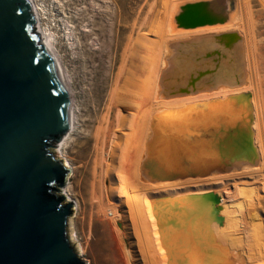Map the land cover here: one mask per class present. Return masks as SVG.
Listing matches in <instances>:
<instances>
[{"label": "bare ground", "instance_id": "6f19581e", "mask_svg": "<svg viewBox=\"0 0 264 264\" xmlns=\"http://www.w3.org/2000/svg\"><path fill=\"white\" fill-rule=\"evenodd\" d=\"M31 1L37 8L35 29L41 44L49 46L50 51L62 62L65 73L72 76L68 86L72 92L77 120L70 135L65 134V139H60L57 144L56 158L69 162L67 145L91 124V129L86 131L90 133L92 150L96 156L90 172L83 171L84 176L86 174L84 186L88 189L91 208H96L102 216L110 217L112 226L117 221L118 227L130 236V239L126 238L114 227L119 231L116 234L120 235L118 239L126 246H131L123 251L127 264H145L136 251L140 250L139 247L151 248L152 245L159 257L150 259L153 264H188L187 260L193 264H264V93L258 71L262 63L257 53V41L248 36L243 27L244 17L249 15L247 0H233L234 8L228 12L223 23L194 28L182 25L178 20L179 15L189 5L213 0H146L147 9L138 13L132 25L127 27L125 22L128 16H123L120 0L102 3L99 0H77L82 5L79 15L77 11L74 12L78 16L75 23L79 24L70 26L63 22V36L71 54L75 55L74 47L79 46L84 52L83 57L88 56L85 63L87 67V60L92 54H109L111 85L101 115H98V108L91 99L88 107L86 105L90 98L86 79H82L79 89L75 87L74 74L56 51L55 32L53 34L49 27L43 28L45 5L40 0ZM221 1L229 5V0ZM111 2L116 7L118 5L115 27L111 20ZM98 31L102 36L105 34V43L98 37ZM233 32L240 37L243 49L245 81L242 87L218 86L211 92L166 100L159 97V78L161 71L168 67L172 43ZM238 93H249L251 97L252 145L256 151L254 160L227 173L213 172L205 177L178 178L165 182L151 183L145 180L140 166L146 155V144L151 138L150 125L156 114L172 112L169 120L180 118L182 114L195 115V105L203 106L211 100H223ZM204 120L200 114L194 119L190 118L188 125L194 126ZM111 138L116 139L113 145L118 156L112 164H108L104 158ZM207 193H212L214 197V209L209 220L207 212H199L198 205H195L197 198ZM68 194L65 189L62 195L70 200ZM119 207H126L133 219H142L141 223L145 227L143 231L146 232L144 236L140 234L141 231L135 234L131 230L133 226L129 228L127 224L128 228L122 227L119 213L127 218V212L125 209L118 211ZM74 208H77V204ZM175 219H178L177 222ZM174 222L181 226L182 233L188 234V239L191 237L189 234L194 233L192 236H195V240H190L195 245L185 240L186 243L183 241L174 248L178 241ZM71 226L72 233L73 221Z\"/></svg>", "mask_w": 264, "mask_h": 264}, {"label": "water", "instance_id": "95a60500", "mask_svg": "<svg viewBox=\"0 0 264 264\" xmlns=\"http://www.w3.org/2000/svg\"><path fill=\"white\" fill-rule=\"evenodd\" d=\"M228 4L189 5L178 20L190 28L223 23L234 8L233 0ZM36 10L31 0H0V264H86L70 232L80 208L59 195L71 187L76 169L54 154V143L70 135L77 120L68 86L72 76L41 44ZM170 49L160 98L244 85L242 43L235 32L174 42ZM251 107L250 94L238 93L195 105V115L169 120L172 112L156 114L141 174L153 183L240 169L256 158ZM200 114L204 122L189 126ZM213 198L207 193L195 201L208 220Z\"/></svg>", "mask_w": 264, "mask_h": 264}, {"label": "rangeland", "instance_id": "374dc122", "mask_svg": "<svg viewBox=\"0 0 264 264\" xmlns=\"http://www.w3.org/2000/svg\"><path fill=\"white\" fill-rule=\"evenodd\" d=\"M40 1L42 2L41 4L45 5V14L48 16L47 18L46 15H43V28L49 27L48 29L53 34L55 32L54 36L57 39L55 42L56 51L62 58L66 67L74 74L73 77L75 81V87L79 89V87L82 85V79H86V83L89 84L87 89L90 90V98L86 105L88 107V105L90 104L89 101L91 99L94 102L95 106H97L98 108V115H101L103 104L106 101L107 93L110 89L109 86L111 85V78L108 71L109 54L106 52H102L98 55L92 54V56H90L87 60L89 62L88 67L85 64L88 56L86 58L83 57L84 52L79 49V46L74 47L75 55L74 53L71 54V49L68 48L69 46L67 45L66 40L63 36L62 30L64 28L62 27V23L64 22L66 24H70V26H73V23H75V19L78 18V16L74 12L77 11L79 15L80 9H82V5L79 1ZM106 1L107 0H99L100 3ZM108 2L110 1L108 0ZM120 2L122 3V8L120 10L123 11V16H128V19L126 21L127 23L125 22L126 27L127 25H132V20L138 13L147 9L146 0H120ZM247 3L249 8V15L244 17L243 27L244 29H246V34L250 37H254L255 42L257 41V53L261 56L262 63L258 71L260 74L259 78L263 83L262 91L264 93V0H247ZM117 8L118 5L116 7L111 2V20L113 27H115L116 12H118ZM35 27H37V25ZM96 29L99 30V27H97ZM100 33V31L97 32L98 37H100L101 41L105 43L107 41L105 38L106 36L104 33L103 36L102 33ZM85 88L86 87H84V89ZM79 96L81 97L82 94H79ZM85 121H87V119H85ZM86 128L87 129L82 130L83 132L81 131L79 137L75 138L73 141L71 140L66 147L68 148L66 149V155L68 157L67 159L69 163H71V165L75 167L76 172L73 176L71 187H64L62 190H60L59 194L62 195L66 189L69 193L68 195L70 196L69 201H71L74 206L75 204H77V208H80L78 219L72 220L74 229V231L72 232L73 241L74 248L76 249L75 252L82 257L86 264H127L128 260L127 257L124 256L125 254L123 251H125L126 247L131 246L130 244L127 246L125 243L123 244V242L118 239V237L120 236L119 233L118 235L116 234L117 232L121 231V233H123L126 238L128 237L130 239V236L126 235L125 232L118 227L117 221L113 222L112 224L114 226H112V220L110 217L102 216L101 214H99V212H97L96 208H91L90 206L89 193L87 191L88 189H85L84 186V178L86 174L84 176L83 171L89 170L90 172L92 162L96 154H94L92 150L93 141H90V133L88 134V132L86 131L91 129V124L87 125ZM115 140L116 139L111 138L107 143V154H105L106 158L104 159L108 164H112L113 160L118 156V153L117 155H115L114 151L115 148L113 144L115 143ZM81 141L84 143H82ZM58 143H54L55 150ZM55 150L54 154H56ZM181 192L182 194H184V191ZM65 199L67 200L66 197ZM120 209H125V211L127 212V218H123L121 213H119L121 217L119 218V222L122 223V227L124 226L125 228H128L129 225V228H131L133 226L134 229L132 228L131 230H133L135 234L138 233V231H141L140 234L143 233L142 235L144 236L146 232L143 231L145 227L141 223L142 219L139 217L135 218L138 221L137 225L133 221L135 219L128 215V210L126 209V207L117 208L118 211ZM136 211L139 212V209H136ZM177 220L178 219H175V222H177ZM115 226L119 231L115 230ZM181 229V226L175 223V232L177 233L178 241L174 248H176L179 243H182L183 241L185 242V240H187L186 242L190 241L191 244L193 243L195 245V242H193L195 240L193 237L195 236H192L194 235V233L189 234V236L191 237L188 239V234L182 233L180 231ZM190 239L193 241H191ZM117 240L119 243L117 242ZM145 242H147V240H145ZM152 247H154V245H152L151 248L139 247L140 250L136 251L139 256L143 258L145 264H153L150 259L159 258L158 255L154 253L155 250L153 249L155 247ZM120 253H122L123 256Z\"/></svg>", "mask_w": 264, "mask_h": 264}]
</instances>
